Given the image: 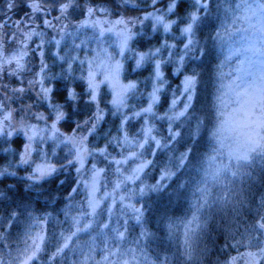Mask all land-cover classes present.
<instances>
[{"label":"clouds","instance_id":"9594fccd","mask_svg":"<svg viewBox=\"0 0 264 264\" xmlns=\"http://www.w3.org/2000/svg\"><path fill=\"white\" fill-rule=\"evenodd\" d=\"M262 3L0 0V264H264Z\"/></svg>","mask_w":264,"mask_h":264},{"label":"snow or ice","instance_id":"6c2138e0","mask_svg":"<svg viewBox=\"0 0 264 264\" xmlns=\"http://www.w3.org/2000/svg\"><path fill=\"white\" fill-rule=\"evenodd\" d=\"M257 11H259V13L261 15H264V3L256 4L254 7H251V8L246 6V12H248L249 15L255 16ZM121 43H122V45H126L127 37H123L121 40ZM117 71H118V69H113V76H115ZM156 78L158 80H161L162 74L158 72ZM163 83H166V81H162L161 84L158 85V87H162ZM182 83H183L184 90L191 89L194 86V78L191 76H186ZM93 98H95V97H93ZM177 115H179V114H177ZM44 171L45 170L43 168L40 169V172L42 175L44 174ZM247 255L249 257H251L252 259L247 261L246 264H254V260H255L254 254L252 252H249V253H247ZM235 259H236L235 257L232 258L233 262H235Z\"/></svg>","mask_w":264,"mask_h":264},{"label":"trees","instance_id":"16d2710c","mask_svg":"<svg viewBox=\"0 0 264 264\" xmlns=\"http://www.w3.org/2000/svg\"><path fill=\"white\" fill-rule=\"evenodd\" d=\"M17 18H19V17H17Z\"/></svg>","mask_w":264,"mask_h":264}]
</instances>
